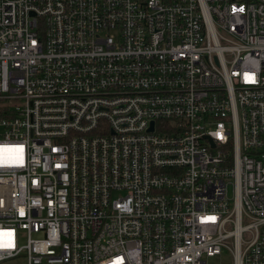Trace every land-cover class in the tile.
I'll return each mask as SVG.
<instances>
[{
  "label": "built area",
  "instance_id": "1",
  "mask_svg": "<svg viewBox=\"0 0 264 264\" xmlns=\"http://www.w3.org/2000/svg\"><path fill=\"white\" fill-rule=\"evenodd\" d=\"M0 102V263L264 264V0H0Z\"/></svg>",
  "mask_w": 264,
  "mask_h": 264
},
{
  "label": "rangeland",
  "instance_id": "2",
  "mask_svg": "<svg viewBox=\"0 0 264 264\" xmlns=\"http://www.w3.org/2000/svg\"><path fill=\"white\" fill-rule=\"evenodd\" d=\"M1 104L4 107H6V105L4 103L1 102ZM229 197H231V191L230 190H229ZM228 261H230V260H228L226 257H216V258L210 259L209 263L210 264H221V263H227ZM0 264H27V261H26V258L24 256H19L17 258L11 259V260L4 261Z\"/></svg>",
  "mask_w": 264,
  "mask_h": 264
},
{
  "label": "trees",
  "instance_id": "3",
  "mask_svg": "<svg viewBox=\"0 0 264 264\" xmlns=\"http://www.w3.org/2000/svg\"><path fill=\"white\" fill-rule=\"evenodd\" d=\"M4 114V106L0 102V117H2Z\"/></svg>",
  "mask_w": 264,
  "mask_h": 264
},
{
  "label": "bare ground",
  "instance_id": "4",
  "mask_svg": "<svg viewBox=\"0 0 264 264\" xmlns=\"http://www.w3.org/2000/svg\"><path fill=\"white\" fill-rule=\"evenodd\" d=\"M0 149H3V148L0 147Z\"/></svg>",
  "mask_w": 264,
  "mask_h": 264
}]
</instances>
